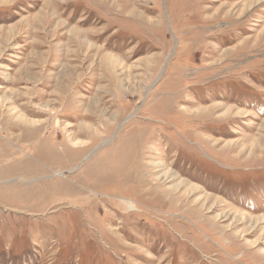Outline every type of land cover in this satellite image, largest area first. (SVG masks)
I'll return each instance as SVG.
<instances>
[{
	"label": "rangeland",
	"instance_id": "374dc122",
	"mask_svg": "<svg viewBox=\"0 0 264 264\" xmlns=\"http://www.w3.org/2000/svg\"><path fill=\"white\" fill-rule=\"evenodd\" d=\"M0 264H264V0H0Z\"/></svg>",
	"mask_w": 264,
	"mask_h": 264
},
{
	"label": "bare ground",
	"instance_id": "6f19581e",
	"mask_svg": "<svg viewBox=\"0 0 264 264\" xmlns=\"http://www.w3.org/2000/svg\"><path fill=\"white\" fill-rule=\"evenodd\" d=\"M157 3V2H156ZM125 4V3H124ZM167 9V8H166ZM169 11V10H168ZM170 12V11H169ZM162 18V17H161ZM137 22V21H136ZM79 37V36H78ZM79 38H81V37H79ZM72 39V38H71ZM78 41H79V39L78 38H76ZM83 39V38H82ZM76 42V41H75ZM95 43V42H94ZM80 44V43H79ZM31 121V120H30ZM56 121V120H55ZM29 122V121H28ZM31 123V122H30ZM41 124V123H40ZM58 139V138H57ZM150 177V176H149ZM163 177H166L165 175H163ZM157 184H159V183H157ZM158 193V192H157ZM127 205H129L128 207H131L132 209H137L138 208V204H136L135 202H131V201H129L128 203H127ZM141 205V204H140ZM207 236V235H206Z\"/></svg>",
	"mask_w": 264,
	"mask_h": 264
}]
</instances>
